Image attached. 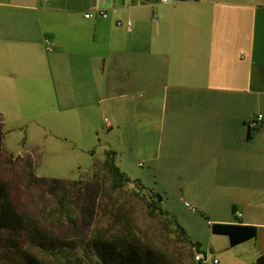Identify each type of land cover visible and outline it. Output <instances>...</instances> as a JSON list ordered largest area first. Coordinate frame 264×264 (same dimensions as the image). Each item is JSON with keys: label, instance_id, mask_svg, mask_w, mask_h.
<instances>
[{"label": "crops", "instance_id": "1", "mask_svg": "<svg viewBox=\"0 0 264 264\" xmlns=\"http://www.w3.org/2000/svg\"><path fill=\"white\" fill-rule=\"evenodd\" d=\"M51 1L0 0V92L23 93L34 78L44 92L51 75L60 100L69 99L61 110L83 115L94 99L125 115L144 92L145 118L131 137L142 131L161 146L178 177L231 193L234 220L209 222L257 227L239 245L255 264L264 255V0H124L109 20L84 17L94 0ZM149 162L162 169L156 156Z\"/></svg>", "mask_w": 264, "mask_h": 264}, {"label": "rangeland", "instance_id": "2", "mask_svg": "<svg viewBox=\"0 0 264 264\" xmlns=\"http://www.w3.org/2000/svg\"><path fill=\"white\" fill-rule=\"evenodd\" d=\"M48 1L50 6H56ZM57 3L64 8L63 0ZM54 15L61 19L66 16L65 13ZM47 79L50 90L44 92L40 91L43 85L35 82V78L25 81L23 93L0 92V180L10 185L17 207L27 211L43 227L59 231L57 235L65 243L76 244L78 252L101 245L104 238H115L118 229L128 224L141 242L150 244L157 255L162 252L172 264L196 263V255L190 256V247L175 225L150 208L153 197L157 196L161 198V201L156 198L158 203L177 218L191 241L199 244L203 252H211L219 264L251 263L243 256L246 245L232 247L228 237L214 235L209 224L214 218L234 220L227 209L231 193L224 187H216L213 181H197L190 175H185V179L178 177V173L172 172L175 163L166 165L161 146L153 142L146 144L142 131L131 137L129 127L145 118L139 110L144 92L132 100L136 109L129 113L126 110L125 115L112 110L111 100L105 101L102 109L94 106L95 99L88 115H83L80 110H61L69 99L61 101L62 93L55 92L51 75ZM66 89L62 87L63 91ZM73 102L80 105L79 98L72 99ZM151 118L159 121V111ZM110 150L116 153L117 165L128 179L142 182L147 191L134 182L118 188L109 169ZM151 156H156L162 167L160 171L151 170L157 165L150 167ZM55 178L70 181L73 197L85 200L86 217L89 225L92 224L88 229L83 225L72 228L60 215V196L52 195L48 189L50 180ZM56 246L64 248L60 243ZM31 250L39 264H67L57 254L64 249L57 248L56 252L48 245L47 250ZM102 254L104 258L99 259V264H104L107 256L105 252ZM239 256L245 261L238 259ZM115 262L119 264V259ZM0 264H25V259L17 251H3Z\"/></svg>", "mask_w": 264, "mask_h": 264}, {"label": "trees", "instance_id": "3", "mask_svg": "<svg viewBox=\"0 0 264 264\" xmlns=\"http://www.w3.org/2000/svg\"><path fill=\"white\" fill-rule=\"evenodd\" d=\"M109 154L112 158L109 161L110 173L118 188L121 189L125 184L134 182L136 186L147 191L142 182L128 179L127 175L117 165L114 151L110 150ZM31 177L34 180L37 179L33 173ZM48 189L52 195L60 196V215L67 225L72 228H79L83 225L86 226V229L92 225H89L86 217L88 211L87 207H84L85 200L73 197L70 181L52 179ZM153 199L151 205L153 207H150L153 213L160 214L170 225H175L179 235L189 245L191 257H195L197 254L211 255L209 252H203L199 244L193 243L187 231L178 223L177 218L165 210L156 198L153 197ZM210 225L212 233L228 237L232 247L254 240L258 235V228L255 226L226 223H211ZM58 233L59 231L56 229L43 227L27 211L17 207L12 198L10 185L0 180V252L14 250L24 257L25 264H39L31 249L47 250L48 245H51L56 252L57 248L64 249V251L58 250L57 254L66 259L67 264H99V259L104 258L102 252L107 254L104 264H116L115 259L117 258L119 264H172L162 252L157 255L150 244L141 242L131 232L128 224L118 229L115 238L111 240L104 238L101 245H95L92 249L81 250L80 252H78L76 244L65 243L63 238L57 235ZM57 243L62 244L64 248L56 246ZM192 264L205 263L197 261ZM255 264H264V255L260 256Z\"/></svg>", "mask_w": 264, "mask_h": 264}, {"label": "built area", "instance_id": "4", "mask_svg": "<svg viewBox=\"0 0 264 264\" xmlns=\"http://www.w3.org/2000/svg\"><path fill=\"white\" fill-rule=\"evenodd\" d=\"M124 0H94L93 5L90 9H88L86 12H84V17L86 19H96L100 18L103 20H109L112 15H115L119 11V3ZM192 1H198L203 2L204 0H192ZM164 4H172L177 2V0H161ZM154 21L157 19V14H154L153 17ZM116 25L118 27L126 26L128 30H131L133 28L132 22H128L124 24V22L121 19H118L116 21ZM262 119V116H259V120ZM209 224H211L209 222ZM197 261H200L205 264H218L219 261L217 258L209 255V254H197L196 255Z\"/></svg>", "mask_w": 264, "mask_h": 264}, {"label": "water", "instance_id": "5", "mask_svg": "<svg viewBox=\"0 0 264 264\" xmlns=\"http://www.w3.org/2000/svg\"><path fill=\"white\" fill-rule=\"evenodd\" d=\"M155 198H158V200L161 201V198H159V197H157V196H155Z\"/></svg>", "mask_w": 264, "mask_h": 264}]
</instances>
